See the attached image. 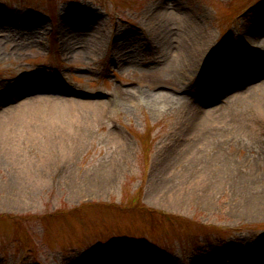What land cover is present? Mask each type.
Segmentation results:
<instances>
[{
    "label": "rangeland",
    "instance_id": "1",
    "mask_svg": "<svg viewBox=\"0 0 264 264\" xmlns=\"http://www.w3.org/2000/svg\"><path fill=\"white\" fill-rule=\"evenodd\" d=\"M167 12L175 20L167 22ZM187 13L210 34L204 65L230 48L243 64L251 48L264 66V0H0V99L13 85L48 80L110 101L72 172L15 165L5 131L12 126H0V149L9 147L0 153V264H264V211H247L264 203V122L259 136L235 132L219 116L210 148L194 159L171 149L183 122L178 106L152 101L162 91L194 93L188 80L203 67L179 70L173 83L175 68L158 45L163 27L180 41ZM246 33L253 41L244 48ZM219 104L249 123L251 104ZM111 131L122 133L130 155L124 171L110 174L97 166L121 155ZM223 164L229 173L209 193L203 187L182 198L180 188L165 187L182 180L179 172L195 179Z\"/></svg>",
    "mask_w": 264,
    "mask_h": 264
},
{
    "label": "bare ground",
    "instance_id": "2",
    "mask_svg": "<svg viewBox=\"0 0 264 264\" xmlns=\"http://www.w3.org/2000/svg\"><path fill=\"white\" fill-rule=\"evenodd\" d=\"M182 12L186 11L180 12L179 8H175L174 13L182 15ZM187 16L189 27H178L184 29L177 35L180 41L174 40L175 30L171 31V28L164 27L161 32L163 38L160 37L161 40L158 41L157 37V41L158 45L165 49L168 54L167 60L175 68L173 83H176L181 75L178 73L179 70L188 74L198 67H203L196 72L198 76L194 75V80H188L189 85L186 88L192 87L194 93L190 95L189 90L188 94L179 95L181 92L178 89H175L177 94L162 91L157 92L152 101L158 105L178 106L183 122L179 124V132L171 144L172 152L178 156L182 154L199 159L214 141L216 120L219 116L227 125L232 126L235 132L241 131L260 136L262 132L259 128L264 122V66L261 62L254 64L253 61L256 60L251 58V53L254 51L251 48L247 49L249 57L244 56L243 64L238 60L239 55L236 52L239 50L230 48L225 55L204 65L203 55L210 34L205 33L188 13ZM164 18L167 22L175 20V14L167 12ZM245 37L241 44L244 48L253 41L250 36L248 37V33ZM66 44L72 45L69 40H66ZM250 59L252 62L249 61ZM122 63L123 61H120L118 66H122ZM35 75L40 76L43 73L39 72ZM20 85L23 86L21 89L13 85L12 90L0 99V106L4 105L3 110L0 111V126H12L10 130L5 131H8L11 147L14 143L12 147L15 152L14 164L37 174L62 170L72 172L70 162L80 151V143L92 139L89 128L99 114H102V117L103 113L108 111L110 101L105 102L99 94L75 89L71 85L57 84L55 81H26L21 82ZM232 98L241 105L251 104L252 114L248 120L250 124L245 123L243 111L239 113L224 109L220 112L219 102ZM5 100H7L6 104ZM10 102L14 105L5 107ZM110 135H113L112 138L121 145L119 147L121 155L101 162L97 168L111 174L125 170L130 155V145L122 139L121 132L111 131ZM8 149L9 147L4 144L0 153H5ZM42 163L44 165L41 168L47 170L46 172L38 169ZM228 165L231 167L232 163L228 162ZM226 166L223 164L224 169L220 172L213 170V167L206 168L199 172L195 179L189 172H179L182 180L177 183L171 181L165 187L180 188L184 193L182 198L186 197L189 190L199 188L203 190V187L209 193L229 173ZM230 173L231 176L234 175ZM215 177H219L220 180L212 182L211 179ZM244 184L250 183L244 182ZM262 210L264 211V203L247 206V211L251 215H256L257 211L262 212ZM114 263L134 264L118 261Z\"/></svg>",
    "mask_w": 264,
    "mask_h": 264
},
{
    "label": "trees",
    "instance_id": "3",
    "mask_svg": "<svg viewBox=\"0 0 264 264\" xmlns=\"http://www.w3.org/2000/svg\"><path fill=\"white\" fill-rule=\"evenodd\" d=\"M144 209H147V210H149L150 212H153V210L150 209V208L145 207ZM0 218H2V215H0ZM9 218H12L14 222H18V220H21V221H26V220H27V219L24 218V217H16V216H12V217L9 216ZM167 218H168L169 221H170V220H172L173 217L170 216V215H168Z\"/></svg>",
    "mask_w": 264,
    "mask_h": 264
}]
</instances>
